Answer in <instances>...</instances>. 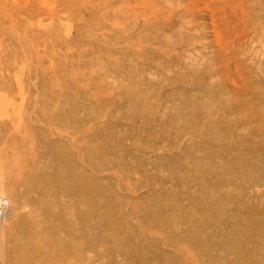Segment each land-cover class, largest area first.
<instances>
[{
  "label": "rangeland",
  "instance_id": "rangeland-1",
  "mask_svg": "<svg viewBox=\"0 0 264 264\" xmlns=\"http://www.w3.org/2000/svg\"><path fill=\"white\" fill-rule=\"evenodd\" d=\"M57 160L73 264H264V0H0V264Z\"/></svg>",
  "mask_w": 264,
  "mask_h": 264
},
{
  "label": "bare ground",
  "instance_id": "bare-ground-1",
  "mask_svg": "<svg viewBox=\"0 0 264 264\" xmlns=\"http://www.w3.org/2000/svg\"><path fill=\"white\" fill-rule=\"evenodd\" d=\"M66 166H68L70 171L62 175L60 171L67 170ZM72 168H75L73 162L67 160L66 163H64L57 160V164H55L54 167V171H56V175H54V177L58 181V184L60 183L61 185H65L67 180H70L69 189L66 190L64 194L62 192L63 195L60 198H63V200H58V198H56L54 201L52 200L50 204L46 203L45 205H42L41 207L44 208L41 209L40 212L34 213V215L30 218L33 221L32 225L28 228L31 233L30 235L34 236L38 240L40 237L42 238L39 241L28 242V244L15 249V253L17 252L19 255L16 258V262L13 261V264H73L71 256L74 253L73 241L75 235L73 233L72 225L67 220V216L62 214V212L65 205L69 208H73L71 204H67L66 200H70L71 196L76 191L80 193L86 186V183L83 180H78L77 186L74 187V173ZM51 189L52 187L48 190V193ZM50 194L56 195L57 191L52 190ZM81 198L83 199L82 195ZM49 199L50 198H48L47 202H49ZM39 202L41 201L39 200ZM34 203L36 202L34 201ZM61 205L64 206L61 208ZM65 209H67V207H65ZM40 219L41 221H46V226L42 230L37 229L38 221H40ZM57 219L63 221L62 224H55L54 222ZM28 234L29 232L26 230L22 233V236L26 237ZM10 263L11 261L9 264Z\"/></svg>",
  "mask_w": 264,
  "mask_h": 264
},
{
  "label": "built area",
  "instance_id": "built-area-1",
  "mask_svg": "<svg viewBox=\"0 0 264 264\" xmlns=\"http://www.w3.org/2000/svg\"><path fill=\"white\" fill-rule=\"evenodd\" d=\"M5 212V201L3 199H0V218L3 217Z\"/></svg>",
  "mask_w": 264,
  "mask_h": 264
}]
</instances>
